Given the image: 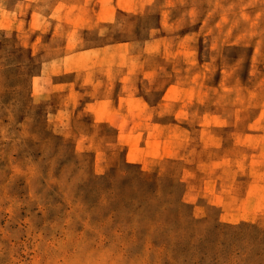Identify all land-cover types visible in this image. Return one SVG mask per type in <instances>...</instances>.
<instances>
[{
  "label": "rangeland",
  "instance_id": "1",
  "mask_svg": "<svg viewBox=\"0 0 264 264\" xmlns=\"http://www.w3.org/2000/svg\"><path fill=\"white\" fill-rule=\"evenodd\" d=\"M0 264H264V0H0Z\"/></svg>",
  "mask_w": 264,
  "mask_h": 264
}]
</instances>
